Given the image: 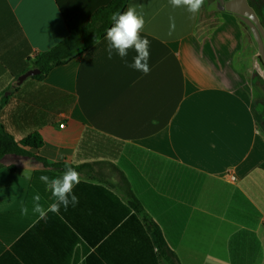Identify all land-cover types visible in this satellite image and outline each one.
Segmentation results:
<instances>
[{"label":"crops","instance_id":"obj_1","mask_svg":"<svg viewBox=\"0 0 264 264\" xmlns=\"http://www.w3.org/2000/svg\"><path fill=\"white\" fill-rule=\"evenodd\" d=\"M110 1L0 0V126L16 142L39 135L41 146L26 150L48 165L9 156L15 170L0 168V264H153L122 236L101 238L116 212L98 187L123 204L132 195L179 264H264V135L244 94L252 58L235 15L205 26L202 7L128 0L124 11L145 20L147 75L128 66L134 49L109 59L105 34L41 80L16 84L68 36L63 12L91 18ZM60 163L79 173V203L45 221L33 197L53 203L39 178L61 176L66 166L49 167Z\"/></svg>","mask_w":264,"mask_h":264},{"label":"trees","instance_id":"obj_2","mask_svg":"<svg viewBox=\"0 0 264 264\" xmlns=\"http://www.w3.org/2000/svg\"><path fill=\"white\" fill-rule=\"evenodd\" d=\"M247 1L256 12L259 22L264 28V20L260 14L261 8H264V0H257V4L252 3L251 0ZM127 2L128 0H111L109 4L98 8L91 18L78 14H65L63 12L68 36L63 41L37 56L32 67L37 69L39 73L33 76V78L41 80L53 68L66 63L71 58L85 51L94 41L103 37L107 29L112 26L110 19L112 14L117 11L123 12ZM6 100L7 97H3L0 100V107L5 104ZM41 144L42 140L37 134H31L16 142L0 126V168L6 167L9 171L15 170L14 166L7 165L6 163V159L9 156H33L48 166L44 159L26 150L28 147L38 148ZM65 166L70 167L65 163L53 164L49 167L60 168ZM262 167L264 168V164ZM98 188V195L102 201L110 206L113 205L116 212L112 224L100 231L101 238L107 234L117 237L122 236L125 239L122 245L140 253L138 261L142 257L143 250H148L152 252L153 264H179L176 255L163 239L158 226L143 213L139 203L132 195H127L126 204H123L117 196L107 189ZM149 234H151L150 237L148 236Z\"/></svg>","mask_w":264,"mask_h":264},{"label":"clouds","instance_id":"obj_3","mask_svg":"<svg viewBox=\"0 0 264 264\" xmlns=\"http://www.w3.org/2000/svg\"><path fill=\"white\" fill-rule=\"evenodd\" d=\"M173 7H186L189 13H198L204 4V0H170ZM112 26L107 29L105 39L108 42L107 53L111 59L115 52L121 59H125L130 49L137 53L133 57V62L128 66L136 71L147 75L151 68L150 41L141 36L145 20L138 14L134 6L128 7L125 11L114 12L111 16ZM170 33L175 30L174 19L170 18ZM95 43V41H94ZM46 186V191L50 192L53 203L47 209L40 203L41 196L37 193L33 197L32 212L38 214L42 220L48 219V212L58 213L61 206L66 210L69 206L75 207L79 203V197L75 194V187L80 183L79 173L72 167H67L61 176L50 178L40 176L39 178ZM23 215L28 214V208L24 207Z\"/></svg>","mask_w":264,"mask_h":264},{"label":"rangeland","instance_id":"obj_4","mask_svg":"<svg viewBox=\"0 0 264 264\" xmlns=\"http://www.w3.org/2000/svg\"><path fill=\"white\" fill-rule=\"evenodd\" d=\"M251 2L254 4L258 3L257 0H251ZM201 11V21L203 22L202 25L205 26L211 25L215 20V17H217V15L221 13L217 0H204ZM260 14L262 19L264 20V8H261ZM241 27L244 29V32L246 34V45L249 48L248 52L252 58V67L250 69V72L248 73L250 83L247 88H245L244 94L250 101L251 106L254 108L253 110H255V114L257 115V121L259 124V130L261 134L264 135V66L259 59L256 43L248 27L242 22Z\"/></svg>","mask_w":264,"mask_h":264},{"label":"water","instance_id":"obj_5","mask_svg":"<svg viewBox=\"0 0 264 264\" xmlns=\"http://www.w3.org/2000/svg\"><path fill=\"white\" fill-rule=\"evenodd\" d=\"M221 11L229 12L235 15L242 23H244L257 46L259 59L264 66V28L260 24L258 16L254 9L249 5L247 0H217ZM37 69H30L17 78L16 84L19 85L25 78L37 75Z\"/></svg>","mask_w":264,"mask_h":264},{"label":"built area","instance_id":"obj_6","mask_svg":"<svg viewBox=\"0 0 264 264\" xmlns=\"http://www.w3.org/2000/svg\"><path fill=\"white\" fill-rule=\"evenodd\" d=\"M59 127H61V128H62V127H63V125H59ZM230 178H231V179H233V177H232V176H231Z\"/></svg>","mask_w":264,"mask_h":264}]
</instances>
